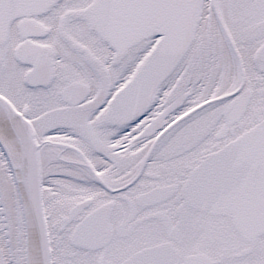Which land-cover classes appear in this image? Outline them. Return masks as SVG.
Listing matches in <instances>:
<instances>
[{
    "label": "snow or ice",
    "instance_id": "obj_1",
    "mask_svg": "<svg viewBox=\"0 0 264 264\" xmlns=\"http://www.w3.org/2000/svg\"><path fill=\"white\" fill-rule=\"evenodd\" d=\"M0 264H264V0H0Z\"/></svg>",
    "mask_w": 264,
    "mask_h": 264
}]
</instances>
